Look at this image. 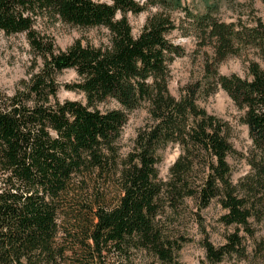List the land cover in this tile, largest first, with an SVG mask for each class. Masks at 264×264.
<instances>
[{
  "label": "trees",
  "instance_id": "trees-1",
  "mask_svg": "<svg viewBox=\"0 0 264 264\" xmlns=\"http://www.w3.org/2000/svg\"><path fill=\"white\" fill-rule=\"evenodd\" d=\"M186 0H0V31L23 33L32 70L13 94L0 91V264H180L188 241L176 227L187 200L198 210L218 198L221 221L235 229L202 246L211 264L244 257L240 230L264 218V66L249 76L222 75L218 64L242 47L264 60V21L224 22L212 6L192 12ZM154 7L137 35L127 14ZM209 44L203 75L173 96L169 65L183 53L169 38L175 11ZM104 27L105 45L76 40L57 49L40 21ZM73 69L65 88L85 101L57 98V75ZM218 88L241 110L253 144L250 172L234 183L228 156L236 153L230 124L198 103ZM113 100L117 107L101 109ZM141 107L148 122L132 148L119 140L128 115ZM179 154L168 177L158 164L168 145Z\"/></svg>",
  "mask_w": 264,
  "mask_h": 264
},
{
  "label": "rangeland",
  "instance_id": "rangeland-1",
  "mask_svg": "<svg viewBox=\"0 0 264 264\" xmlns=\"http://www.w3.org/2000/svg\"><path fill=\"white\" fill-rule=\"evenodd\" d=\"M185 4L192 12L202 11L205 5L212 6L215 17L227 23L237 22L238 19L247 24L252 23L254 19L257 21L258 18L264 21V0H186ZM153 11H155L154 7L150 6L141 13L127 14L134 35L140 32L147 16ZM174 18L178 27L169 34V38L182 47L183 53L175 57L169 65L168 89L177 97L186 84L201 78L204 61L206 57L212 55V49L209 44L200 41L197 31L192 28L183 10L175 11ZM38 28L52 37L57 49H65L76 40L92 46L105 45L108 41V31L104 27L86 28L58 20L54 22L43 20L38 23ZM32 60L33 55L23 33L5 34L0 31V91L7 95L13 94L20 81L27 78L31 72ZM252 60L259 61L264 66L259 51L250 46L242 47L239 54L230 55L218 64V72L222 75L235 74L246 78L249 76L248 65ZM57 80L60 84L57 98L60 101H85L81 92L64 86L77 80L73 69L61 71L57 75ZM198 103L209 113L230 124L229 140L236 153L229 155L227 160L233 182H239L250 172L248 161L254 153L247 126L241 120L243 110L239 109L221 88L206 98H200ZM114 107H117V104L113 100L100 105L101 109ZM148 119L145 107L134 110L128 115L119 140L122 155H126L132 148L138 128L144 126ZM162 152V160L157 167L159 176L166 179L170 166L179 154V147L170 144ZM224 213L225 210L221 207L218 198H214L209 206L202 210L197 209L193 200H187L181 217L175 222L180 233L188 238L179 251L180 264H211L205 256L201 242L206 238L215 246L224 243L226 234L235 229L234 226H227L221 221L220 217ZM250 225L253 230L252 236L240 230L246 255L244 257L230 255L216 264H264V218L261 220L251 218Z\"/></svg>",
  "mask_w": 264,
  "mask_h": 264
}]
</instances>
